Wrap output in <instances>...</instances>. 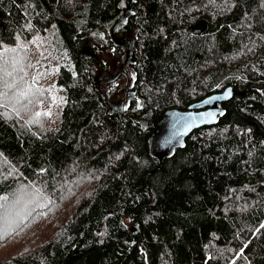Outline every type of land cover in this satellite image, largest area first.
Returning a JSON list of instances; mask_svg holds the SVG:
<instances>
[{"label":"trees","instance_id":"obj_1","mask_svg":"<svg viewBox=\"0 0 264 264\" xmlns=\"http://www.w3.org/2000/svg\"><path fill=\"white\" fill-rule=\"evenodd\" d=\"M127 4L0 0V264H264V0ZM124 12L136 96L121 114L86 52L117 61ZM229 85L218 122L150 152L165 110Z\"/></svg>","mask_w":264,"mask_h":264},{"label":"water","instance_id":"obj_2","mask_svg":"<svg viewBox=\"0 0 264 264\" xmlns=\"http://www.w3.org/2000/svg\"><path fill=\"white\" fill-rule=\"evenodd\" d=\"M129 4L130 0H128V8ZM125 17L126 13L124 12L113 23L111 27L113 32L122 25ZM120 71L118 70L108 78H101V80L113 81ZM234 91V87L229 85L222 91L213 92L189 104L185 109L169 108L165 110L159 119L158 125L147 139L150 152L159 156L161 160L165 156L173 155L175 149L184 146L186 137L194 129L218 122L219 118L225 113L223 102L230 99ZM123 104L124 102L117 100L109 101L108 108L113 111L120 107V113L122 114L124 112Z\"/></svg>","mask_w":264,"mask_h":264},{"label":"flooded vegetation","instance_id":"obj_3","mask_svg":"<svg viewBox=\"0 0 264 264\" xmlns=\"http://www.w3.org/2000/svg\"><path fill=\"white\" fill-rule=\"evenodd\" d=\"M121 26L118 28L116 33H113L114 41L123 49L122 55L117 58V61H112L110 65L107 67V70H102L101 63L99 64L97 72L95 75L96 85L99 89L103 92L105 99L107 102L110 100H120L124 102V111L127 109L132 102V100L136 96V92L134 90V77H133V58L130 42L127 39L126 41L119 40L121 37H126L128 35L127 32L120 29ZM123 39V38H122ZM123 44V45H122ZM88 48V47H87ZM84 53V52H82ZM86 55H93L96 62L98 61V56L92 50H87ZM115 66L122 67L123 72L120 73L119 77H117L114 81L110 84H103L101 81V77L105 73L111 72ZM121 92H124V96L121 95ZM121 110L120 107L116 108L115 111L119 112Z\"/></svg>","mask_w":264,"mask_h":264},{"label":"rangeland","instance_id":"obj_4","mask_svg":"<svg viewBox=\"0 0 264 264\" xmlns=\"http://www.w3.org/2000/svg\"><path fill=\"white\" fill-rule=\"evenodd\" d=\"M123 38V39H122ZM129 40V42H130V48H131V52H132V48H133V36L131 35V33L130 34H128L126 37H121L119 40H122V41H126V40ZM120 45V44H119ZM123 45V44H122ZM88 49H91V47H90V45H89V47H88ZM95 53H96V55L98 56V61L99 62H96L95 61V59L93 60V62H90L89 64L91 65V69H95V71H93V73L95 74L96 72H97V70H98V67H99V64H100V61H102V60H104V61H107V60H109L110 62H112L113 61V59H114V54H113V52H111L110 51V49H107L106 51H102L101 49L98 51V52H96V51H94ZM6 58H8L6 55H1L0 54V63H2V66H4L6 63H7V61H8V59H6ZM14 68H15V66L14 65H12ZM14 68H12L11 70H13ZM118 70H121L120 71V73L121 72H123V69H122V67H119V66H115L114 67V69L111 71V72H109V73H105V74H103V76L101 77V78H108V77H110L111 75H114ZM120 73H119V75H120ZM12 74H14V73H12ZM4 75V73H1L0 72V77L2 78V76ZM119 75L117 76V77H119ZM133 77H134V74H133ZM116 79V78H115ZM22 80V79H21ZM102 82H103V84H110L112 81H107V80H101ZM114 81V80H113ZM22 83H23V81H22ZM10 87V86H9ZM30 88V87H29ZM35 91V89L34 88H30L29 89V93L31 94V96L32 95H34V92ZM121 95L122 96H124V92H121ZM27 98V97H26ZM26 98L25 99H20V101L22 102L23 100H26ZM4 100H6V98L4 97L3 98ZM20 101H16L15 102V105H19L20 104ZM111 101H116V100H111ZM117 101H120V100H117ZM120 102H122V101H120ZM2 104H4V101L2 102ZM126 110V109H125ZM10 172H12V171H10ZM13 172H15V170H13ZM9 175H14V174H9ZM12 201V200H11ZM6 207V204L5 203H2V207H1V210H0V213H1V211L4 209ZM5 229H7V228H5ZM8 232V231H7ZM5 234H7V233H5ZM11 235V231H9V233L6 235L7 236V238L9 237ZM14 242V241H13ZM13 242H12V239H10V240H8V245H7V247H9L10 245L12 246V244H13ZM14 252V254H16L15 253V251H13ZM13 252H10V253H13Z\"/></svg>","mask_w":264,"mask_h":264},{"label":"bare ground","instance_id":"obj_5","mask_svg":"<svg viewBox=\"0 0 264 264\" xmlns=\"http://www.w3.org/2000/svg\"><path fill=\"white\" fill-rule=\"evenodd\" d=\"M128 5V4H127ZM130 5V4H129ZM130 7V6H129ZM180 75V74H179ZM206 80V79H205ZM172 81V80H171ZM201 82V81H200ZM210 86V85H209ZM1 87V86H0ZM125 104V103H124ZM3 109H5V108H3ZM8 112H9V110H8ZM4 113V112H3ZM87 141V140H86ZM83 143V142H82ZM87 144V143H86ZM16 171V170H15ZM12 173H13V171H12ZM16 173V172H15ZM14 173V174H15ZM18 173V172H17ZM17 175V174H16ZM15 176V175H14ZM24 183V182H23ZM20 186H21V184H20ZM21 187H23V186H21ZM29 188V190L30 191H32V187L30 188V187H28ZM40 189V188H39ZM44 189V188H43ZM49 190V189H48ZM40 191V190H39ZM44 191V190H43ZM30 193V192H29ZM33 194V192L30 194V195H32ZM93 194V193H92ZM91 194V195H92ZM28 196H29V194H28ZM26 197V196H25ZM29 199H30V197H28ZM90 198V197H89ZM64 210V209H63ZM66 210V209H65ZM65 212V211H64ZM57 213V212H56ZM59 215V214H58ZM67 216V215H66ZM53 217V216H52ZM60 217H62V216H60ZM59 217V218H60ZM55 218V217H54ZM48 219V218H47ZM61 219V218H60ZM64 219V218H63ZM49 220V219H48ZM53 221V220H52ZM55 221V220H54ZM51 222V221H50ZM48 223V222H47ZM56 224V223H55ZM55 224H53V225H55ZM58 225V224H57ZM66 225V224H65ZM59 226V225H58ZM54 227V226H53ZM45 229V228H44ZM46 230H48V229H46ZM61 230V229H60ZM65 230V229H64ZM45 232V231H44ZM44 232H43V230H42V233L44 234ZM42 238H45V237H42ZM141 242V241H140ZM40 243H41V241H40ZM39 244V243H38ZM218 248V247H217Z\"/></svg>","mask_w":264,"mask_h":264},{"label":"snow or ice","instance_id":"obj_6","mask_svg":"<svg viewBox=\"0 0 264 264\" xmlns=\"http://www.w3.org/2000/svg\"><path fill=\"white\" fill-rule=\"evenodd\" d=\"M229 91H230V90H229ZM29 102H31V101H29ZM50 114H51L50 112H45V113H39V112H38V113H36L37 116H40V115H46V116H47V115H50ZM17 115H19V114L17 113ZM4 199H7V198L4 197ZM261 227H264V225H261Z\"/></svg>","mask_w":264,"mask_h":264}]
</instances>
